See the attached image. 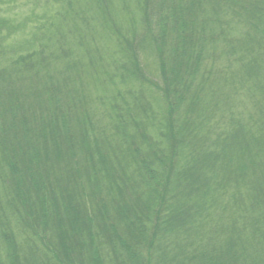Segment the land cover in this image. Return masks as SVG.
Instances as JSON below:
<instances>
[{"label": "trees", "instance_id": "1", "mask_svg": "<svg viewBox=\"0 0 264 264\" xmlns=\"http://www.w3.org/2000/svg\"><path fill=\"white\" fill-rule=\"evenodd\" d=\"M88 1L92 6L80 7L92 10V18H84L80 8L77 19L66 14L65 24L48 27L40 39L57 45L64 65H73L56 74L73 72L70 78L78 80L82 69L73 49L76 40L69 41L70 25L80 34L86 25H99L93 36L85 33L89 45L82 58L94 66L87 72L97 93L103 84L108 99L112 90L111 100L100 97L107 133L94 124L92 108L79 115L78 104L68 105L59 89L61 78L43 93L49 101L45 116L58 121L45 118L42 131L28 119L29 105L42 98L37 87L28 99L8 81L0 84V164L5 166L0 179L5 184L7 171L12 188V197L0 200V230L7 228L9 216L24 227L48 225L54 217L67 223L81 218L97 235L98 223L122 229L133 222L141 231L150 218L155 237L164 236L153 264H264V0L157 1L159 22L155 28L145 14L142 44L132 39L142 31L138 16L144 0H83ZM0 23L23 31L10 19ZM98 35L117 49L107 64L96 53ZM3 39L8 40L0 30ZM140 48L151 74L158 69L163 75L162 86L140 67ZM42 53L19 56L10 71L20 70L27 60L35 64ZM219 56L227 57L230 66L211 83L207 75L216 73ZM207 102L217 105L201 106ZM228 103L237 108L223 106ZM149 132L157 141L150 140ZM55 135L65 142L58 156L69 161L66 166L49 160L48 147L59 139ZM85 161L92 171L82 177ZM105 194L110 201L102 202ZM85 196L102 198L95 202L99 213L88 216L81 204ZM113 197L120 201L115 214ZM123 245L133 264H148L127 239Z\"/></svg>", "mask_w": 264, "mask_h": 264}, {"label": "rangeland", "instance_id": "2", "mask_svg": "<svg viewBox=\"0 0 264 264\" xmlns=\"http://www.w3.org/2000/svg\"><path fill=\"white\" fill-rule=\"evenodd\" d=\"M149 1L151 3H149ZM149 1H143L144 10L138 16L142 24V27L140 26L142 31L138 32L139 34L136 35L135 31L131 29L132 34L136 35V37L132 40L138 42L139 44L144 43V28H147L145 14H149V21L155 28L157 27V23L160 19L159 8L156 7L158 4L155 3L157 1L160 2V0H153L154 2L152 0ZM10 2L11 3L6 0L5 4H0V21L10 19L15 26H22L24 33H22L23 31L20 29L14 31L8 27H4V25H1L0 23V30H3L8 38V40H0V84L8 81L15 89L22 90L21 95H24L28 99H32L34 97L35 87H37V96L42 98L37 101L34 100L33 103L29 105V107H31V111L28 114V119L29 123H31V127H34L37 131H42L43 129H47L45 127V120L51 119L53 123L58 121V119H55V116H50L49 118H47L49 114L45 116L46 111L43 109L44 106L47 108L49 101L43 97V93L47 89H50L52 85L55 82H58L61 78L64 84L62 83V85L59 86V89L64 91L63 92L61 90L65 100L68 102V105L71 103L73 106L77 107L78 104L79 108L77 111L79 115H81L84 108H92L91 113L94 116V124L107 133V123L104 120V113L106 110L100 97H103L105 100H111L112 90L109 94H107L109 96L108 99L103 96L105 94L102 92L105 88L103 84L100 86L102 90L99 89L97 93L95 83L92 82V78L87 72V69H92L94 66L89 64L90 61H88V59L83 60L82 58V55L86 54V50L89 45L87 42L88 36L85 33L90 32L93 36L95 34V28H97L96 26L98 24L95 22L91 28H88L87 25L84 26V30L82 31L83 34L78 33V27L74 26V24L71 23L70 25L71 31L74 30V32L69 35V41L73 42L76 40L73 49L77 54V65L80 69H82L80 72L81 79L78 80L74 75L70 78L73 72L70 74H62L61 77L56 74V71L70 70L73 65L70 63L64 65L63 62L65 60L59 58L62 54V49H58L56 47L57 45L55 46V44L47 42V39H40L42 38V34L47 33L48 27L57 26V29H59L62 24H65L66 14H72V16L77 19L81 8L80 6L83 5L90 7L92 6L91 2L88 1L87 4H85L83 0H10ZM81 9L84 18L90 19L93 17L92 10L91 12L89 11L86 13L83 8ZM231 15L232 14H228L226 19H230ZM33 33H36V36H34ZM98 37V40L100 41L98 43V51H96V53L99 59H101L104 64H107L109 62V58L115 55L117 49L115 44L112 42L101 40L99 35ZM32 42H34L35 46L34 44H31ZM48 45H50L49 48L44 47ZM65 48L67 50L69 47ZM138 50L140 51L139 55L142 61L140 67H143L145 74H148L152 78L151 81L153 83H158L162 86L165 83L163 75H161L158 69L153 71L154 74H151L152 70L147 64L148 59L146 57V51L143 53V49L140 48ZM35 51H44V53L41 54L44 56L43 59H38L35 64H33L32 61L27 60L21 65L20 70L10 71L13 67V62H15L13 61L14 59L21 55L24 57L30 56ZM212 54L213 53L210 55ZM219 58L220 60H216V73H213L211 76L207 75L211 83L218 80L219 70L225 72L226 66H230V62L227 57L219 56L217 59ZM34 59L35 58L33 57L30 60ZM67 59L69 60L70 57H67ZM209 60L211 61V59ZM70 61H72V59ZM158 66L159 63H157V67ZM234 70L237 69L235 68ZM22 72L26 73L27 76L20 74ZM78 76L79 75L77 74V77ZM68 86L70 90L66 89ZM114 92H116V90H114ZM153 95L160 96L157 93ZM220 99H222L221 102L225 101L223 97L221 98V96ZM237 99L241 100L240 98ZM243 99L244 97L242 100ZM120 103H122L121 98H119V104ZM212 104L207 102L203 103L201 106L215 107L217 105L216 103ZM243 104L246 106L248 105V102L243 101ZM223 106L227 108H230V106H233L235 109L237 108L235 103L233 105L228 103ZM73 112L76 114L75 111ZM236 114H238V112H236ZM68 117H70L69 120H71L73 113L71 112ZM57 130L60 132V127H58ZM61 135H55L59 138L56 139V142L59 141L60 143L50 141L52 145L51 147H48L50 151L48 156L51 158L49 160L55 159L56 163H59V166H66V162L69 163V161L63 155L58 156L62 147L66 149L65 146H62L65 142H63L64 140ZM147 136L153 141H157L158 139V136L153 132H149ZM45 142H47V140H45ZM137 142L140 144V141ZM91 147L94 148L95 146L91 145ZM40 149H43V147H40ZM50 153L53 156H51ZM79 155L84 156L86 154L83 150H80ZM64 158L66 160H63ZM85 163V168L81 166L82 172L79 176L87 177L91 175V167L88 165V162L85 161ZM2 167L5 166L1 163L0 169L3 171ZM86 167L88 168V171ZM72 174L73 171L68 173V175ZM8 178V172L6 171V175L3 176L5 184L0 179V200L2 201H8L7 199L12 197L11 182L9 180L8 183L6 182ZM208 181L209 179L207 182ZM204 187L208 188L209 186ZM101 200L102 198L98 196L94 198L92 196L83 197L81 204H85L88 208L84 209V211H86L89 217L92 214L94 215L99 213V209L96 208L95 202L99 204ZM113 200L112 213L115 214V210L118 208L116 205H119L120 201L115 197H113ZM106 201L108 202L110 200L105 194V199L102 200V202ZM144 201H147V199H144ZM53 214L56 215L55 212ZM149 215L150 213L148 214V217ZM9 217L11 218L9 219V222H7V228L3 231L0 230V264H133L129 260V256H131L130 253H127L126 251L127 247L125 246L127 244L122 246V244L126 243V239L129 241L132 248L139 253L138 257H143L148 260V264H151L150 262L153 264V261L157 257L159 245L161 244L162 247V244H164V236L158 234L157 237H155V230L151 229L150 218L147 221V225L141 229V231L139 230L137 223L134 224L133 222H131L133 226L129 223L126 225L127 227H122V229H119V227L116 228V226H113V229H107L103 227L101 223H98L100 225L101 232L97 235L96 229L94 230L95 233H92V229L89 232L87 223L81 220V218L74 219L73 221L67 223L65 219H58L54 217L52 220L55 222L48 225H28L27 227L29 231H27V227H24L21 223H19L14 216ZM151 217H153V215ZM159 217L161 218L162 216L159 215ZM24 225L26 226V224ZM139 241H141V243L144 242V244L135 245ZM135 264H139V262H135Z\"/></svg>", "mask_w": 264, "mask_h": 264}]
</instances>
